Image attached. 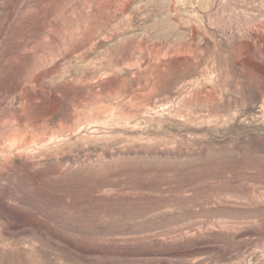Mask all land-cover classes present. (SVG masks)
Returning <instances> with one entry per match:
<instances>
[{
  "label": "rangeland",
  "instance_id": "rangeland-1",
  "mask_svg": "<svg viewBox=\"0 0 264 264\" xmlns=\"http://www.w3.org/2000/svg\"><path fill=\"white\" fill-rule=\"evenodd\" d=\"M0 264H264V0H0Z\"/></svg>",
  "mask_w": 264,
  "mask_h": 264
}]
</instances>
